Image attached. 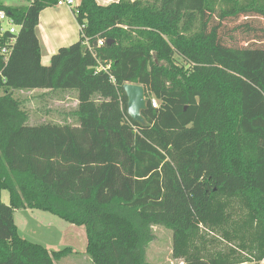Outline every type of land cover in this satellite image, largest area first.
<instances>
[{"label":"trees","instance_id":"16d2710c","mask_svg":"<svg viewBox=\"0 0 264 264\" xmlns=\"http://www.w3.org/2000/svg\"><path fill=\"white\" fill-rule=\"evenodd\" d=\"M108 1L79 0V39L48 65L36 29L57 0L0 1L20 24L0 82V264L72 253L21 237L13 212L26 208L83 226L91 264H148L154 226L181 264H259L264 27L250 21L264 0ZM124 83L144 87L145 125L127 116ZM31 89L75 90L78 124H29L14 92Z\"/></svg>","mask_w":264,"mask_h":264},{"label":"rangeland","instance_id":"374dc122","mask_svg":"<svg viewBox=\"0 0 264 264\" xmlns=\"http://www.w3.org/2000/svg\"><path fill=\"white\" fill-rule=\"evenodd\" d=\"M0 1L6 5H22L27 3V0ZM96 2L98 4L109 3L108 0H96ZM52 9L71 10L65 5H54L52 6ZM249 21V19H243L242 17L238 21H227L224 29L229 28L230 30L232 26H235L239 22L243 23ZM250 23L257 24L259 27H264V19H251ZM67 30L69 31V26H67ZM235 36L236 39L240 38L239 42H241L240 44L242 45L243 37L241 32L237 31ZM14 95L18 96L20 99L22 98V94L17 91L14 92ZM29 96V93L23 95L25 99L22 100L23 102L21 101L22 107L28 112H34L36 109L40 111L42 109H40V105L38 108L35 103L31 104ZM51 108L56 107L52 106ZM28 123L30 124L31 122ZM1 201L4 204H8L9 199L6 190H3L1 193ZM14 215L21 231L20 234L27 240L39 244L48 243L47 245H49V247L47 249L49 251H57L69 246L72 248L73 252L56 262V264H91L90 258L85 252L86 235L84 228L79 229L82 227L70 224L51 213L38 209H18ZM153 233L154 239L146 249V259L148 264H181L180 260L172 257V231L161 226H154ZM259 264H264V259Z\"/></svg>","mask_w":264,"mask_h":264},{"label":"crops","instance_id":"0c3cea01","mask_svg":"<svg viewBox=\"0 0 264 264\" xmlns=\"http://www.w3.org/2000/svg\"><path fill=\"white\" fill-rule=\"evenodd\" d=\"M71 11L72 10L69 11L66 9L55 10L52 9V7H47L40 12L36 33L41 47V64L48 65L50 62V57L58 50L59 47L68 46L79 39V25L77 24L75 16ZM67 26H69V31L67 30ZM17 92L22 94V98H19L20 101L25 99V97H23L24 94L29 93L31 104L35 103L38 108L39 105L40 109L42 108V111L40 110L41 112L38 111V109H36L34 112H28V122H31V125H37L42 122L69 125L78 124L74 115V111L78 104L77 92L75 90L31 89L19 90ZM52 106H55L58 109L51 108ZM17 210L18 209H15L13 212V218L19 235L23 237L20 234L21 231L14 215ZM79 227H82L79 229L84 228L83 226ZM47 244L48 243H41V245H43L45 248L49 247Z\"/></svg>","mask_w":264,"mask_h":264},{"label":"built area","instance_id":"2783aa9c","mask_svg":"<svg viewBox=\"0 0 264 264\" xmlns=\"http://www.w3.org/2000/svg\"><path fill=\"white\" fill-rule=\"evenodd\" d=\"M78 4L79 0H57L56 3L58 6H68L71 10L76 9ZM80 28H83V26ZM19 29V23H16L12 17L0 11V82L6 81L3 69L11 54ZM98 44L101 45L102 41H99ZM151 105L153 107L157 106L155 99L151 100Z\"/></svg>","mask_w":264,"mask_h":264},{"label":"water","instance_id":"95a60500","mask_svg":"<svg viewBox=\"0 0 264 264\" xmlns=\"http://www.w3.org/2000/svg\"><path fill=\"white\" fill-rule=\"evenodd\" d=\"M122 90L126 96V114L135 123L145 125L142 111L147 108L144 87L139 84L124 83Z\"/></svg>","mask_w":264,"mask_h":264}]
</instances>
